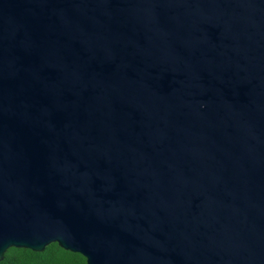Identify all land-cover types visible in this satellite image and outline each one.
Masks as SVG:
<instances>
[{
	"label": "water",
	"instance_id": "1",
	"mask_svg": "<svg viewBox=\"0 0 264 264\" xmlns=\"http://www.w3.org/2000/svg\"><path fill=\"white\" fill-rule=\"evenodd\" d=\"M264 264V0H0V261Z\"/></svg>",
	"mask_w": 264,
	"mask_h": 264
},
{
	"label": "trees",
	"instance_id": "2",
	"mask_svg": "<svg viewBox=\"0 0 264 264\" xmlns=\"http://www.w3.org/2000/svg\"><path fill=\"white\" fill-rule=\"evenodd\" d=\"M0 264H87L86 258L76 252L52 243L44 251L11 247Z\"/></svg>",
	"mask_w": 264,
	"mask_h": 264
}]
</instances>
